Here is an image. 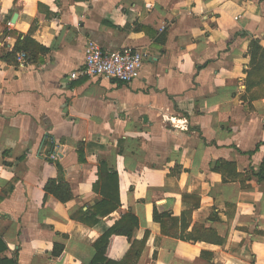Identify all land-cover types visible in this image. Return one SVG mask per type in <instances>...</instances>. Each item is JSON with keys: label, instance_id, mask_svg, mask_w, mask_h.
I'll return each mask as SVG.
<instances>
[{"label": "crops", "instance_id": "0c3cea01", "mask_svg": "<svg viewBox=\"0 0 264 264\" xmlns=\"http://www.w3.org/2000/svg\"><path fill=\"white\" fill-rule=\"evenodd\" d=\"M20 35L49 51L8 63ZM252 38L264 47V0H0V260L90 264L131 212L139 228L114 238V264H264V95L251 98L264 83L247 91ZM90 42L146 51L141 76L80 74ZM219 160L252 177L225 182ZM102 163L119 175L122 206L90 225ZM52 179L73 199L48 193ZM185 195L201 199L186 233L203 224L223 243L176 236L181 221L162 231L154 209L181 218Z\"/></svg>", "mask_w": 264, "mask_h": 264}, {"label": "trees", "instance_id": "16d2710c", "mask_svg": "<svg viewBox=\"0 0 264 264\" xmlns=\"http://www.w3.org/2000/svg\"><path fill=\"white\" fill-rule=\"evenodd\" d=\"M49 50L45 46L38 43L30 36L22 38L20 35L16 44L5 52L4 58L8 63H18V53L25 52L27 55V61L30 64L37 63L41 54L47 53ZM249 55L251 57L250 69L247 71V91L252 88L261 86L264 83V47L261 45V41L258 38H252L249 45ZM262 87V86H261ZM264 93L254 94L251 96L252 100L263 96ZM215 171L220 172L223 175L225 182L241 180L243 183L252 177V174H244L238 172L235 162H229L226 160H219L215 167ZM99 180L94 185V189L98 194L102 196V199L97 202L93 208L92 217L93 220L83 219L86 223L94 225L99 221V218H103L111 215L119 208H121L120 191H119V175L117 172L108 168L106 163H102L99 167ZM259 180H264V162L262 163L260 170L256 173ZM48 193L55 195L60 201L68 202L73 199V193L70 185L64 181V179H52L49 180L45 186ZM184 202L190 204V207L185 209L181 218L172 217L169 213H159L154 209V220L160 222L162 225V231L168 234L170 231L167 229V222L172 221L176 224L181 221V232L174 233L176 236L191 240L194 242H212L223 243L224 240L217 234V231L212 228H207L203 224L196 223L193 226L191 232L186 233L188 227L193 222V212L200 206L201 199L193 195H185ZM139 228L138 218L131 212H127L117 221L109 230H107L95 243L96 255L90 264H114L109 258V252L112 242L116 236H126L131 240L134 236L136 229ZM135 245L133 247L135 248ZM63 250V246L55 245ZM7 245L0 236V252L5 250ZM59 252L58 254H60ZM57 254V253H56ZM0 264H17L16 260H0Z\"/></svg>", "mask_w": 264, "mask_h": 264}, {"label": "built area", "instance_id": "2783aa9c", "mask_svg": "<svg viewBox=\"0 0 264 264\" xmlns=\"http://www.w3.org/2000/svg\"><path fill=\"white\" fill-rule=\"evenodd\" d=\"M12 27L13 23L8 22ZM148 53L141 49L126 48L122 51L108 53L101 46L90 42L86 47L85 66L80 74L89 77H105L117 79L120 82L130 83L141 76V70ZM19 64L22 66L29 65L25 52L18 54ZM71 77L76 79L78 73H72ZM57 158V155H53Z\"/></svg>", "mask_w": 264, "mask_h": 264}, {"label": "water", "instance_id": "95a60500", "mask_svg": "<svg viewBox=\"0 0 264 264\" xmlns=\"http://www.w3.org/2000/svg\"><path fill=\"white\" fill-rule=\"evenodd\" d=\"M16 19V15H15V17H14V19L13 20H15Z\"/></svg>", "mask_w": 264, "mask_h": 264}]
</instances>
